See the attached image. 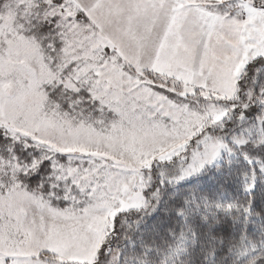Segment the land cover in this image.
<instances>
[{"label":"snow or ice","instance_id":"1","mask_svg":"<svg viewBox=\"0 0 264 264\" xmlns=\"http://www.w3.org/2000/svg\"><path fill=\"white\" fill-rule=\"evenodd\" d=\"M78 3L43 0L42 10L32 0H0V8L10 9L0 12L3 42L30 34L46 62L72 85L51 89L52 119L44 114L48 122L41 124L40 114L29 111V75L0 60V161H7L0 177V264H264V142L253 143L264 138V0H215L204 5L206 15L191 18L185 15L190 0H163L158 6L170 13L163 32L153 35L154 23L149 28L129 20L118 25L116 42L94 49L72 42L70 22L91 24L99 14L83 4L74 10ZM224 44L240 64L233 111L239 108L241 121L255 113L233 133L245 168L233 176L239 195L231 200L214 199L197 183L214 163L201 157L200 140L183 155L173 145L155 167L151 160L137 166L121 151L93 156L38 146V134H64L58 112L67 116L84 106L83 117L89 105L93 116L105 110L117 115L131 140L155 139L159 107L131 90H114L105 71L110 57L124 47L150 59L195 48L207 55ZM29 126L31 134L21 136L17 129ZM73 156L91 162L77 165ZM13 162L18 170L9 172Z\"/></svg>","mask_w":264,"mask_h":264},{"label":"rangeland","instance_id":"2","mask_svg":"<svg viewBox=\"0 0 264 264\" xmlns=\"http://www.w3.org/2000/svg\"><path fill=\"white\" fill-rule=\"evenodd\" d=\"M32 2H39L43 10V0ZM162 2L163 0H79L74 10L83 4L96 7L99 14L93 16L91 24L84 19L70 22L72 42L80 45L83 41L92 49L100 48L105 43L116 42L118 25L129 20L134 26L146 22L149 28L154 23L153 35L163 32L170 13L158 6ZM190 2L192 8L185 10V15L189 18L206 15L204 5L214 3L215 0ZM9 3L12 4L13 0H9ZM32 10L36 11L35 8ZM9 11V8H0V12ZM183 23L184 18L180 17L179 24ZM10 44L3 42V37H0V60L4 64L10 61L17 63L29 75L30 79L26 81L30 84L29 111H37L40 114V123L46 124L48 121L44 119V114H48L49 120L52 119L56 97L51 89L61 83H64L65 87L72 85L60 79L59 68L46 62L45 56L37 51L38 45L31 40L30 34L18 35ZM17 47L22 49L18 56ZM230 47L231 45L224 44L216 51L210 50L207 55L201 49L195 48L179 55L175 52L163 57L157 54L151 59L142 52L128 47H124L123 51L118 50L110 57L105 69L109 81L117 92L123 88L125 94H128V90H131L132 94L142 100L156 103L160 111L155 117L158 122L154 130L155 139L148 137L140 141L131 140L127 128L121 129L117 115L105 110L102 114L93 116L89 105L83 117L80 116V112L84 110V106H81L80 110H72L71 115L67 116L63 112H58L55 121L61 126L64 134L55 137L38 134L36 137L38 146L47 145L54 152L91 153L93 156L97 153L101 156H111L121 151L139 166L149 160L158 165V157L165 155L173 145L181 155L185 154V148L191 152L195 147V141L200 140L201 157L209 161L214 160L212 166L206 170L208 171L214 164H220L225 157H230L234 151H238L233 147V133L250 123L255 116L253 113L241 121L239 108L233 111V102L236 101L234 97L237 94L235 77L240 64L236 62L235 54L229 51ZM122 55L124 59L118 60L117 57ZM242 60L243 57L241 62ZM239 103L242 107V102ZM228 117V121L232 118L236 121L229 135L215 134L216 131L222 130V127L219 129L216 127L217 124ZM17 130L23 136L30 135L34 129L29 126ZM240 139L246 141L247 137ZM261 142H264V138L256 137L253 143L258 145ZM214 153L219 155H213ZM70 159L77 165L85 161L91 162L89 157L82 160L80 156H73ZM6 163L7 161H0V177L6 176L4 172ZM14 170H18L15 162L9 172ZM207 182L213 187L214 184L220 185L221 180L215 181L211 177V181ZM225 186L226 193L223 194L231 198L229 188L236 186V182L226 181ZM21 195L31 200L28 193L22 190ZM32 210H36L35 204ZM99 231H103V222L99 226Z\"/></svg>","mask_w":264,"mask_h":264},{"label":"trees","instance_id":"3","mask_svg":"<svg viewBox=\"0 0 264 264\" xmlns=\"http://www.w3.org/2000/svg\"><path fill=\"white\" fill-rule=\"evenodd\" d=\"M256 67H259V66L257 65L255 67H252L251 69H249V71H248V78L249 79L255 74ZM244 83H245V81L242 80V86L244 85ZM237 91H238V89H237ZM234 99L237 101V94H236V97H234ZM228 119H229V117L224 118L220 123L217 124L216 127L218 129H219V127H222V130L216 131L215 134L224 135V136L229 135L230 129L235 125L236 121L233 118L229 121H228ZM248 151L250 154L255 153L254 148H249ZM240 154L241 153L239 152V150L234 151L230 157H225L223 159V161L218 165L214 164V166L211 169L206 171L204 173V175L199 178L197 183L202 186L203 190L208 195H210L214 199H221V200H225V201L231 200L234 196L239 195L236 186L229 188V190H230L229 196H231V198H227V194L224 195L223 193H226V192H224V188H226V186H225L226 181L235 183V181H233V176L237 172L243 171V168L245 165L243 164L242 160L238 159V156ZM230 162H231V166H229ZM155 166L156 165H154V167ZM211 177L215 181L221 180L220 185L223 184L224 187L221 188L220 185H217V184H214L213 187L209 186L208 185L209 182H207V181H209V180L211 181ZM232 194H234V196Z\"/></svg>","mask_w":264,"mask_h":264},{"label":"crops","instance_id":"4","mask_svg":"<svg viewBox=\"0 0 264 264\" xmlns=\"http://www.w3.org/2000/svg\"><path fill=\"white\" fill-rule=\"evenodd\" d=\"M207 80V82L209 81L208 79H206Z\"/></svg>","mask_w":264,"mask_h":264}]
</instances>
